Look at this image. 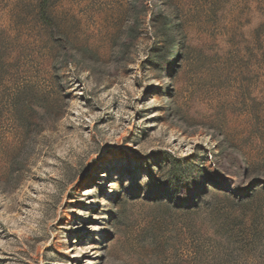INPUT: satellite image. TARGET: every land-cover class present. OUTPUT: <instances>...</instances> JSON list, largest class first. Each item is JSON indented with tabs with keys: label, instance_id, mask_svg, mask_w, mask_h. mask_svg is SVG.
Here are the masks:
<instances>
[{
	"label": "rangeland",
	"instance_id": "obj_1",
	"mask_svg": "<svg viewBox=\"0 0 264 264\" xmlns=\"http://www.w3.org/2000/svg\"><path fill=\"white\" fill-rule=\"evenodd\" d=\"M0 264H264V0H0Z\"/></svg>",
	"mask_w": 264,
	"mask_h": 264
}]
</instances>
